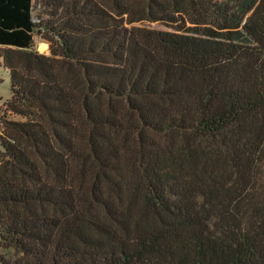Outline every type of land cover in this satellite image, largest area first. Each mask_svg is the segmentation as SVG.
<instances>
[{
  "label": "trees",
  "instance_id": "1",
  "mask_svg": "<svg viewBox=\"0 0 264 264\" xmlns=\"http://www.w3.org/2000/svg\"><path fill=\"white\" fill-rule=\"evenodd\" d=\"M0 46V264H264V0H0Z\"/></svg>",
  "mask_w": 264,
  "mask_h": 264
},
{
  "label": "rangeland",
  "instance_id": "2",
  "mask_svg": "<svg viewBox=\"0 0 264 264\" xmlns=\"http://www.w3.org/2000/svg\"><path fill=\"white\" fill-rule=\"evenodd\" d=\"M38 1L40 0H34L35 3H37ZM35 13H37V10ZM136 23L139 25H144L156 29H162V30L170 29V27L162 21H150L144 19ZM44 45H46L45 46L46 48L44 47ZM34 48L37 49L40 53L49 54V43L45 41L43 38H41V36L38 34L34 35ZM2 52H3V47L0 46V129H1V117L2 114L4 113V103L10 97V75L8 68L4 64L3 56L1 54ZM8 117L11 119H20V116L16 114H10L8 115ZM0 149H1V145H0Z\"/></svg>",
  "mask_w": 264,
  "mask_h": 264
},
{
  "label": "bare ground",
  "instance_id": "3",
  "mask_svg": "<svg viewBox=\"0 0 264 264\" xmlns=\"http://www.w3.org/2000/svg\"><path fill=\"white\" fill-rule=\"evenodd\" d=\"M46 45H44V47H45ZM46 48V47H45Z\"/></svg>",
  "mask_w": 264,
  "mask_h": 264
}]
</instances>
